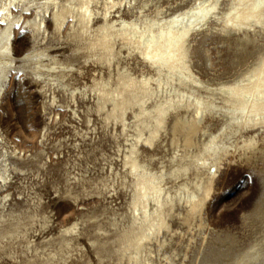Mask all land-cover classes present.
I'll return each mask as SVG.
<instances>
[{
	"label": "bare ground",
	"instance_id": "bare-ground-1",
	"mask_svg": "<svg viewBox=\"0 0 264 264\" xmlns=\"http://www.w3.org/2000/svg\"><path fill=\"white\" fill-rule=\"evenodd\" d=\"M184 2L62 0L27 11L0 3V32H8L0 41V264H195L206 254L202 237L184 259L191 231L209 227L206 200L221 161L264 154L263 136L252 133L264 130V51L229 82L204 81L194 68L201 56L212 62L202 46L208 33L256 44L264 0H236L235 10L224 0ZM16 23L28 32L20 54ZM108 36L115 43L106 45ZM54 41L66 46L63 56ZM86 64L93 73L83 80ZM13 66L37 87L38 113L48 117L33 148L12 140L4 101ZM215 115L218 132L209 126ZM65 124L68 139L54 130ZM263 241L238 263L264 264Z\"/></svg>",
	"mask_w": 264,
	"mask_h": 264
},
{
	"label": "rangeland",
	"instance_id": "rangeland-1",
	"mask_svg": "<svg viewBox=\"0 0 264 264\" xmlns=\"http://www.w3.org/2000/svg\"><path fill=\"white\" fill-rule=\"evenodd\" d=\"M183 1L186 3L189 0ZM177 2H179V0H177ZM213 34L208 33L202 41V46L210 51L212 62H206L201 56L196 62L197 65L194 68L196 73L198 75L200 74L199 76L204 81L207 80V82L215 84L232 81L241 75L242 71L245 72L246 69L250 68L264 51V36H260L258 40L255 41L256 44L242 46L239 44V39L236 37L238 36V33L230 36L226 34ZM220 35L223 36L220 37ZM27 36V31L25 34H21L19 29L15 30V44L19 47L18 54L27 47V44L24 45ZM53 45V48L57 49L55 51H58V55L63 56L66 52V46L61 44V41H54ZM16 59L18 58L16 57ZM249 61L251 62L249 63ZM87 65L88 64H86L85 67L86 75H84L85 78L83 80H86V78L88 80L90 74L93 73V71L90 70L91 68ZM11 73L12 78L6 87L7 90L5 92L4 103L8 106V120L13 133L12 140L16 141L18 145H21L23 148H33L31 146H35V143L31 138L32 134L39 131L40 126H43L45 119L48 117L44 115V112L40 115L38 113V106L42 99H40L35 93L37 87L25 78L24 73H22V70L18 66H13L11 68ZM9 111H11L10 113L12 114H10ZM62 116L63 121L65 122L70 115L69 113H65ZM212 119L211 121H215L214 123L210 121L211 123H209V126L211 129L213 128V131L218 132L222 126L223 119L220 118L222 123L217 120L219 119L217 115ZM48 122H50V119H48ZM58 126L59 125L54 129L56 130V134L58 133L57 135L59 136L63 134L65 139L69 138V133H73L72 126H70L71 129L69 126H66V124V127L60 126V128H57ZM216 126H218V129H215L217 128ZM259 131L256 130L252 133H254V136H258V134L261 137L263 136L264 140V132H262L264 130L260 129ZM241 140L242 139H237V142H240ZM108 146V143H106L107 149L111 151L110 146ZM69 148H64V150H66L64 151V154H66L67 157L70 155L68 151ZM69 150L72 149L70 148ZM159 152H161V154ZM166 153L167 151H158V157L164 156ZM237 153L238 151L233 154H228V157L221 161L218 173L215 176L217 190L213 194V197L209 196L210 198L206 200V203L209 204V206L208 212L205 216L209 227L206 226L202 228L200 232H195L198 229L197 227L191 231V236H193L194 239L192 238L190 241L191 249L188 250L189 255L184 258L186 262H189L194 256L193 250L195 249V243L198 244L199 241L204 238V241L202 240L200 245V251H205L206 254H201V256L197 258L195 264H200L199 261H204L206 264H239V256L264 236V234L260 232L264 227V220L262 219L264 215V154L246 160L243 156ZM53 154L56 156L55 153ZM114 197L115 199L113 198V200L117 203H120V197L121 201H123L122 195H116ZM59 203L60 202L58 201L57 204ZM57 216L58 214L55 215V217ZM73 217V214L64 218H60L59 215L58 222L63 224L69 222ZM203 229L204 231H202ZM229 238L233 241L230 242ZM193 245L194 247H192ZM214 249L220 254L215 260L212 257V254H214L215 251ZM189 256L190 259L188 258ZM175 264H178L177 260Z\"/></svg>",
	"mask_w": 264,
	"mask_h": 264
},
{
	"label": "snow or ice",
	"instance_id": "snow-or-ice-1",
	"mask_svg": "<svg viewBox=\"0 0 264 264\" xmlns=\"http://www.w3.org/2000/svg\"><path fill=\"white\" fill-rule=\"evenodd\" d=\"M60 3L62 2V0H12V4H16V3H20V4H24L26 5V7L23 9L24 11H27L28 9H35L37 8L39 5H50L52 3ZM90 2L95 3L96 5H102L104 3V0H90ZM108 4H112L115 3L116 0H107ZM129 0H125V3L123 5H119V8L125 7L127 6ZM133 2H135V0H133ZM206 2V0H205ZM224 2L228 5V7L232 8L233 10L236 9V0H224ZM0 3H3V0H0ZM240 6L241 7H246V3L245 0H240ZM80 11H86V9H80ZM114 14V13H113ZM2 15V14H0ZM15 19L14 17H10L9 20H13ZM181 19H186V17H181ZM6 23V21L2 18H0V25H4ZM138 23V22H137ZM239 27V26H237ZM15 28L19 29L21 34H25L26 33V28L20 24V23H16L15 24ZM8 37V32L5 29L3 32H0V41L3 40V38ZM10 38V37H9ZM135 38V37H133ZM116 37L114 36H108L105 39V44H112L115 43L116 41ZM97 49H93V51H96ZM142 59L148 61L151 58L150 57H142ZM69 72L72 71V69H68ZM197 117L200 116V113H196Z\"/></svg>",
	"mask_w": 264,
	"mask_h": 264
}]
</instances>
